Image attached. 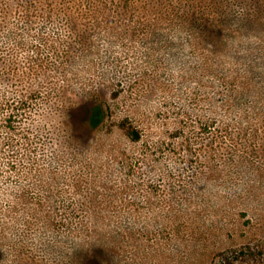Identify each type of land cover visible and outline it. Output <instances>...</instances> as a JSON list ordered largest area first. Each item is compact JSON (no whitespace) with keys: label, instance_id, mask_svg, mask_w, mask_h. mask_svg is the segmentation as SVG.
I'll use <instances>...</instances> for the list:
<instances>
[{"label":"rangeland","instance_id":"1","mask_svg":"<svg viewBox=\"0 0 264 264\" xmlns=\"http://www.w3.org/2000/svg\"><path fill=\"white\" fill-rule=\"evenodd\" d=\"M246 6L0 0V264L101 246V264H264V29L239 24ZM210 19L242 41L214 45Z\"/></svg>","mask_w":264,"mask_h":264},{"label":"trees","instance_id":"2","mask_svg":"<svg viewBox=\"0 0 264 264\" xmlns=\"http://www.w3.org/2000/svg\"><path fill=\"white\" fill-rule=\"evenodd\" d=\"M226 1L230 2L231 0H226ZM241 1L246 3L247 6L246 8H244V10L239 11L242 13L241 17H239L238 14L235 15L237 18L241 20L239 24H242L245 27H246V24H248V27H252V28H254L255 24H257V26L260 25L261 28L264 29V0H241ZM248 4H251V5L248 6ZM207 23L208 22H206L204 26H207ZM239 24H234L230 26V28L224 29L223 27H220L218 24H215L213 19L212 20L210 19V42L220 47L230 46V48H233L235 43L237 42L239 43L240 41H242L241 35L238 33V31L234 30L233 28V27L239 28L238 26ZM245 41L248 43H253V44L258 43L257 40L253 36L247 37V40L245 39ZM256 46L258 47V45ZM256 46L255 45L251 46V49H255ZM259 48L261 49L262 46L260 45ZM262 52H264V50ZM262 56L264 57L263 54ZM245 104H247V102H245ZM96 106L97 107H93L91 109L89 118H86L84 125L80 129L81 132H83V134L90 136V134L94 133L95 131L99 129V126L101 124L106 123L105 120H102L101 123L94 122V119H96V116L97 118H99V114L100 116H102L101 114L105 113V110L102 109V104H96ZM247 106L253 107L252 109L258 107L257 104H251V103H248ZM89 109L90 108L87 107L86 112L89 113ZM97 111H98V114H97ZM254 113H255L254 115H249L246 113L238 115L239 119H235V120L245 122L247 121L246 119L251 118V116L256 117L258 113L256 112ZM243 122H240V124H243ZM126 133L128 134V136H130L134 140L139 138V131L136 128L129 126L126 128ZM102 250H103V246L97 247L96 255L95 253L93 254L92 258L90 259L89 264H101L100 262L101 259H99V256L101 255Z\"/></svg>","mask_w":264,"mask_h":264}]
</instances>
